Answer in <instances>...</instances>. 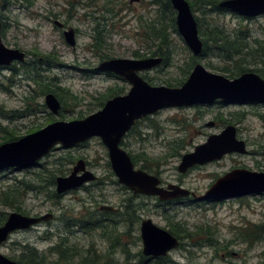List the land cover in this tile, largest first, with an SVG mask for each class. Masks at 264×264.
Segmentation results:
<instances>
[{"label":"rangeland","instance_id":"1","mask_svg":"<svg viewBox=\"0 0 264 264\" xmlns=\"http://www.w3.org/2000/svg\"><path fill=\"white\" fill-rule=\"evenodd\" d=\"M187 1L195 4L190 8L199 38L208 46L206 55L194 56L176 25L175 30L165 26L171 14H164L154 0H10L4 7L0 5L1 41L25 52L23 62L0 66V109L9 115L12 110L21 112L20 117L13 118L0 114V127L13 131L18 138L55 120L87 116L99 109L97 98L108 92L111 94L106 98L125 94L130 88L126 80L95 70L101 56L148 57L149 49L160 44L153 33L162 28L167 34L170 59L140 72L144 79H151H146L150 84L167 86L165 80H169L172 87L179 86L182 83H175L184 81L196 62L225 76L220 69L244 65L264 79V65L258 56L264 46V14L242 16L217 7L221 0ZM56 20L64 27H58ZM69 27L75 32L74 46L63 36V29ZM213 27L235 40L240 53L230 58L217 54L211 40L206 39ZM98 30L101 37L96 34ZM52 89L76 98L66 99V104L53 114L44 104L45 94ZM227 124L236 127V138L245 142L246 152L226 153L220 159L179 172L182 154ZM3 135L2 129L0 143ZM120 145L136 157V167L142 168L144 163L149 166L151 169L145 170L158 175L162 186L177 184L194 196L179 201L134 196L118 183L99 137L68 148L56 146L32 166L0 170V212L53 215L29 229L12 232L0 251L14 260L36 255L43 264H264V233L257 239H244L245 232L253 230L254 225H264V193L221 200L196 198L232 168L264 172V102L217 100L162 108L140 119ZM79 158L99 181H90L55 198V184L49 180L68 175ZM15 187L22 194H12ZM101 205L114 206L118 211L104 213L99 209ZM143 218H150L180 240V246L173 248L168 258L144 260L139 231ZM85 220L91 226L101 221L98 226L82 228ZM26 245L38 254L27 253Z\"/></svg>","mask_w":264,"mask_h":264},{"label":"water","instance_id":"2","mask_svg":"<svg viewBox=\"0 0 264 264\" xmlns=\"http://www.w3.org/2000/svg\"><path fill=\"white\" fill-rule=\"evenodd\" d=\"M169 1L175 10L178 33L191 53L199 56L202 53L203 42L199 38L197 23L188 1ZM217 5L246 17L264 13V0H221ZM54 23L58 27L64 26L57 20ZM63 36L69 45H75L73 28H64ZM24 59V51L5 46L0 36V66H8L13 61L23 62ZM161 63V56L113 57L101 60L95 70L111 72L123 78L130 84L128 91L107 98L101 108L83 118L55 120L16 139L0 143V170L29 167L56 146L68 148L86 142L92 137H99L107 149L109 165L118 183L133 193L157 196L160 200L193 194L177 184L168 183L162 186L158 175L136 167L130 154L121 147V140L136 121L162 108L204 105L217 100L229 103H263L264 79L254 71H244L234 78H229L207 70L200 62L193 65L187 78L176 87L152 85L140 75L141 71L152 69ZM44 104L53 114H57L61 107L60 101L52 92L45 94ZM230 152L244 153L246 145L243 140L236 138V127L227 124L219 133L209 134L205 142L182 154L177 168L179 172H185L195 164L220 159ZM95 178L96 175L86 168L85 161L79 158L68 175L56 177L55 191L57 194H63ZM259 193H264V172L233 168L216 178L208 189L196 198L220 200ZM51 217L50 213L31 216L16 210L9 212L0 225V246L13 231L28 229ZM140 237L142 253L150 257L166 255L179 243L174 235L156 225L150 218L141 220ZM0 264L20 263L0 251Z\"/></svg>","mask_w":264,"mask_h":264},{"label":"trees","instance_id":"3","mask_svg":"<svg viewBox=\"0 0 264 264\" xmlns=\"http://www.w3.org/2000/svg\"><path fill=\"white\" fill-rule=\"evenodd\" d=\"M154 1L158 2L159 5H161V8H162L164 14H167L168 12H170L171 16L167 17V22H165V26L169 25L175 30V16H174V12H173V10L171 8L170 1L169 0H154ZM9 2H10V0H0V5H1V7H4L5 4H7ZM190 6H191V8H192V6H195L194 2L190 3ZM96 34H99L100 37H101V32H99V30L97 31ZM153 35L159 40L160 44L157 45L154 49H149V54H150V56H161L162 57V62L163 63H167L170 58H169L168 39H167L166 31L164 30V28H162L161 30L155 31L153 33ZM203 37H204V35H203ZM206 39L207 40H211L212 45H213V50L215 49L217 54L223 55L226 58H230L235 53H240V48H238L239 45L237 46L235 40L229 38L227 36V34L221 29L213 27L212 30L207 34ZM101 41H102V38H101ZM259 46H260V43H259ZM207 49H208V46H207L206 42L203 41L202 53L200 55H206L207 51H208ZM258 56H259L260 61L264 64V46L263 45H261L260 49L258 50ZM136 57L145 58L147 56L145 54H142V55L136 54ZM108 58H110V56L108 54H104L103 56H101V60L108 59ZM190 65H189V67H190ZM189 67L186 69V72H189L188 71ZM220 70L225 72L227 76L232 77V76L239 75L240 73H242L244 71H247V68L244 65H236L234 67L227 66V67H224L223 69H220ZM248 71H252V69H248ZM145 78L149 82H151V79H148L147 77H145ZM165 82L167 83V86L174 85L169 80H165ZM182 82L183 81L180 80V81H178L175 84L179 85ZM51 91L56 95V97L60 101L61 107L66 104V99H70V98L75 99L76 98L73 95H71L70 93H68V95L65 96V95H62V93L60 94L59 92H57L54 89H52ZM118 92H120V90H118L117 93ZM108 93L104 94V95H101L100 97L97 98V101H96L97 102V104H96L97 107L100 108V107L103 106L105 100L107 99L106 97L109 96V94H111V92L109 94ZM74 102H75V100H74ZM8 113H10V115L5 113V112H3V110L0 109V114L3 115V117H11V118H13V117H20L21 116V112L20 111L14 112L12 110V111H9ZM82 117H83L82 114H80L78 116V118H82ZM2 129H3V133H4L3 142L16 138L15 134L13 133V131H9V130H7L5 128H1L0 127V130H2ZM144 157L145 158H144L143 161L146 162V160H147L146 157L147 156L144 155ZM135 158L136 157L134 156L132 158V160H133L134 163H137V160ZM142 169L145 170V169H151V168L149 166H146L145 163H144L143 166H142ZM55 178L56 177H53L51 180H49L51 182V184H55ZM25 185L28 186L27 184H25ZM19 189H20L19 187H15L11 193L12 194H22L23 191L19 190ZM52 194H53V196L55 198L59 197L56 192H52ZM1 202H3V201H1ZM15 208L18 210L19 206H16ZM6 217H7V214H5L4 212H0V225L5 221ZM87 221L88 220H85V222L83 221L82 228L95 227L94 225L91 226L89 224H86ZM172 230L176 231V229H174V228H172ZM252 233L255 235L253 238L251 237ZM263 233H264V225H260V226L259 225H254V229L253 230H249V231L245 232L244 239L245 240L246 239H250V240L251 239H257V237H259ZM25 249L27 250V253H29V254H38V251L35 248H33V247L29 246V245H26ZM19 262L21 264H30V262L28 260H25L23 257L19 258Z\"/></svg>","mask_w":264,"mask_h":264},{"label":"flooded vegetation","instance_id":"4","mask_svg":"<svg viewBox=\"0 0 264 264\" xmlns=\"http://www.w3.org/2000/svg\"><path fill=\"white\" fill-rule=\"evenodd\" d=\"M217 7H218V5H217ZM264 13H262V14H260V15H263ZM260 15H258V16H260ZM254 17H256V16H254ZM64 27V26H63ZM263 64V63H262ZM264 65V64H263ZM259 71H261L262 72V69H259ZM259 75V74H258ZM139 121V120H138ZM138 121H136V123L138 122ZM135 123V124H136ZM212 123H214V122H212ZM135 124H134V126H135ZM131 159H132V157H131ZM133 161V160H132ZM233 169V168H232ZM57 177V176H56ZM56 179V178H55ZM98 179V177L96 176V178H95V180H93V181H99V180H97ZM87 184V183H86ZM86 184H84V185H86ZM83 186V185H82ZM130 192H132V190H129ZM132 194L134 195V196H136V195H145V194H140V193H133L132 192ZM59 195H62V194H59ZM145 196H152V195H145ZM194 196V194H190L189 196H187V197H180V198H191V197H193ZM155 197H157V196H155ZM157 199H158V197H157ZM175 199H178V201H179V198H175ZM228 199V198H227ZM158 200H160V199H158ZM171 200H173V199H170V200H165V201H171ZM214 200H217V199H214ZM221 200V199H220ZM130 203V202H129ZM99 209L101 210V211H104V213H112V214H116L117 213V211H118V209L117 208H115L114 206H109V205H101V206H99ZM21 213V212H20ZM50 213V212H49ZM23 214V213H22ZM51 215H52V213H50ZM27 215V214H26ZM32 216V215H31ZM34 216H39V215H34ZM53 218V215H52V217L50 218V219H52ZM50 219H48V220H50ZM144 219V218H143ZM101 220H98V222H100ZM98 222L97 223H95L96 224V226H98ZM42 223V222H41ZM92 224H94V223H92ZM94 224V225H95ZM140 224H141V222H140ZM37 225V224H36ZM33 226H35V225H33ZM32 226V227H33ZM31 228V227H30ZM29 229V228H28ZM19 230H24V229H19ZM16 231V230H15ZM139 231H140V226H139ZM14 232V231H13ZM9 237V236H8ZM141 238V237H140ZM177 239H178V237H176ZM178 241H179V243H178V245L176 246V247H179L180 246V240L178 239ZM142 242V241H141ZM4 243V242H3ZM2 243V244H3ZM2 244H1V246H2ZM0 246V247H1ZM175 247V248H176ZM172 250V249H171ZM170 250V251H171ZM170 251H168L167 252V254L166 255H160V256H157V257H150V256H146V255H144L143 253H142V250H141V253H142V256H143V258H144V260L145 261H150V260H154V259H156V260H160V259H163V258H168L169 257V253H170ZM37 256L36 255H30V256H28V258L27 259H25V260H28L29 262H30V264H43V262H41L39 259H38V262H37ZM14 260V259H13ZM45 261H46V259H44ZM15 261H17V262H19V259L18 260H15ZM20 263V262H19ZM48 264H53V263H50V262H47ZM21 264V263H20Z\"/></svg>","mask_w":264,"mask_h":264},{"label":"bare ground","instance_id":"5","mask_svg":"<svg viewBox=\"0 0 264 264\" xmlns=\"http://www.w3.org/2000/svg\"><path fill=\"white\" fill-rule=\"evenodd\" d=\"M56 96V95H55Z\"/></svg>","mask_w":264,"mask_h":264}]
</instances>
